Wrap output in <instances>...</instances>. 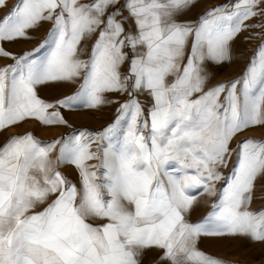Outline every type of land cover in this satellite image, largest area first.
Masks as SVG:
<instances>
[{
    "label": "snow or ice",
    "instance_id": "6c2138e0",
    "mask_svg": "<svg viewBox=\"0 0 264 264\" xmlns=\"http://www.w3.org/2000/svg\"><path fill=\"white\" fill-rule=\"evenodd\" d=\"M195 3L16 0L0 16V59L10 61L0 65V134L28 120L70 129L0 143V264H143L153 247L159 264H233L198 240L264 243V207H251L264 140L232 143L264 127V0H225L180 21ZM44 23L35 48L6 47ZM242 31L260 41L245 69L206 87L210 64L231 60ZM77 82L63 97L40 95L43 86ZM114 103L115 116L98 130L73 128L63 115ZM204 196L210 210L192 221Z\"/></svg>",
    "mask_w": 264,
    "mask_h": 264
},
{
    "label": "rangeland",
    "instance_id": "374dc122",
    "mask_svg": "<svg viewBox=\"0 0 264 264\" xmlns=\"http://www.w3.org/2000/svg\"><path fill=\"white\" fill-rule=\"evenodd\" d=\"M15 2L16 0H7V7L0 8V16H3L5 13H7ZM224 3L225 0H197L195 6H193L189 11L179 16V18L184 19L188 16H192L193 11H195L194 17L192 19V21H195L199 18L200 15H202L207 10ZM256 22V20L248 21V23ZM49 28L50 25H48L47 30L42 31L41 34H39V30L30 31L29 35H34V48L38 45L40 41L45 38ZM254 31H258V29ZM248 37L249 32L242 31L232 42L230 61H224L218 65L210 64L209 72L211 74L207 81L206 87H212L213 85L219 83H225L234 80L241 75L242 71L245 69L248 63L249 58L253 55V52L256 50V47L260 42L259 37H253L251 39H249ZM9 62L3 61L2 64ZM78 83L79 82L75 84L61 83L43 86L40 88V95L46 99L54 100L65 95L71 94L78 86ZM107 99L119 100L120 102H123L122 96L113 93L108 94ZM147 99L148 98L146 96L140 97L141 102H146ZM117 107H119V104L114 103L104 104L99 109L78 108L72 111L63 110V115L69 121V124H71L73 128L98 130L103 128L112 120V118L115 116V110ZM51 128H55L52 129V131L60 129V132H57L56 134L52 132L51 136L62 133L58 135L61 136L64 133L70 131V129L64 127ZM58 136L51 137V139L48 138L46 141L55 139ZM244 138L264 140V127L255 126L249 128L244 133L237 136L235 140H233V146H235L236 141ZM231 167L232 164L231 161H229L228 167L224 168L223 172L227 173L228 169ZM62 170L66 172H71L73 175H75L74 170L71 168H65ZM217 187H220V182L217 183ZM262 194H264V177L259 178L255 182L256 198L252 202V208L264 207V198H262ZM211 199L212 198L206 196L200 198V202L195 205L191 210L190 219L192 221L199 220L210 210ZM198 248L204 251L206 254H210L214 257H219L231 261L233 262V264H264V243L254 242L246 237H201L198 240ZM158 256L159 250L155 247L146 250L143 257V264H159Z\"/></svg>",
    "mask_w": 264,
    "mask_h": 264
},
{
    "label": "crops",
    "instance_id": "0c3cea01",
    "mask_svg": "<svg viewBox=\"0 0 264 264\" xmlns=\"http://www.w3.org/2000/svg\"><path fill=\"white\" fill-rule=\"evenodd\" d=\"M194 12L195 11H193L192 16H188L187 18H184V19H180L178 17V19L181 21H189V20L192 21V19L194 17ZM48 25H49L48 23H44L38 29H35V30H39L40 31L39 34H41L42 31L47 30ZM30 36L32 37L31 39H25V40L19 39L14 44L6 45V47L14 53H21V52H24L26 50H30V49L34 48V42H35L34 41V35L33 36L30 35ZM3 61H6V60L0 59V65H3L2 64ZM7 62H9V61H7ZM52 129H55V128L42 127V126L38 125L35 121L28 120L27 122L23 123L19 127L10 128L7 132L0 134V143H2L4 141L6 136H9L12 134H22V133H25L27 131L34 132V134L37 136V138L42 140V141H46L48 138L51 139V137H55V136L62 134V133H59L58 135L51 136L52 132L54 134H56L57 132H60V129H57L55 131H52ZM38 210L39 209H37V211Z\"/></svg>",
    "mask_w": 264,
    "mask_h": 264
}]
</instances>
